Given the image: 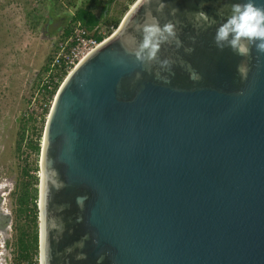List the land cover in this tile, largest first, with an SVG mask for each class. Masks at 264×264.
I'll use <instances>...</instances> for the list:
<instances>
[{
  "label": "water",
  "instance_id": "1",
  "mask_svg": "<svg viewBox=\"0 0 264 264\" xmlns=\"http://www.w3.org/2000/svg\"><path fill=\"white\" fill-rule=\"evenodd\" d=\"M163 2L187 23L186 12L216 16L242 0ZM147 5L137 0L57 91L40 156L41 264L49 249L51 264H97L101 255L102 264H264V54L252 48L242 79L245 58L216 47L217 26L189 23L183 47L165 45L160 58L182 57L202 80L176 64L160 73L165 83L159 65L145 68L122 44ZM50 168L64 189L50 190ZM77 197H86L83 210ZM53 214L66 226L58 241ZM86 234V260L64 253Z\"/></svg>",
  "mask_w": 264,
  "mask_h": 264
},
{
  "label": "rangeland",
  "instance_id": "2",
  "mask_svg": "<svg viewBox=\"0 0 264 264\" xmlns=\"http://www.w3.org/2000/svg\"><path fill=\"white\" fill-rule=\"evenodd\" d=\"M41 1L45 0H0V206L12 212L14 225L17 226L19 214L16 192L21 171L24 167H29L30 174L38 177V185L41 176L40 157L37 158L35 152L30 150L28 143L38 141L40 136L42 146L45 132L44 123L36 126L33 119L26 116L28 108L26 96L30 95L46 59L49 56L53 57L58 42L63 39L64 33L60 32L68 21L65 16L72 14L73 11L64 9L52 14L48 3L42 2L41 14L46 15L47 20L39 25V32L35 33L26 23L25 6H35ZM128 1H114L110 14H113L116 8L124 9ZM133 4H129L126 13ZM53 20L59 22L60 30L50 26L48 31H45V26L48 27L47 21L51 23ZM115 30L112 26L101 25L97 35L101 32L111 36ZM23 116L27 119L26 127L23 129L25 140L18 152L16 146L19 132L22 131L20 119Z\"/></svg>",
  "mask_w": 264,
  "mask_h": 264
},
{
  "label": "clouds",
  "instance_id": "3",
  "mask_svg": "<svg viewBox=\"0 0 264 264\" xmlns=\"http://www.w3.org/2000/svg\"><path fill=\"white\" fill-rule=\"evenodd\" d=\"M204 5H201V9ZM168 12L165 13V9ZM179 10L172 5L165 4L163 0H148L142 19L132 22V31L127 33L123 41L126 51L136 57V59L147 69L151 70V66L159 65V76L165 83H170V77L161 76L160 73H171L174 65L178 64L185 69L189 78L196 82L202 80V76L197 73L193 66L180 56H168L164 59L160 58L162 48L167 45L175 46L176 49L183 47L180 39L182 27L191 24L197 32L213 26H217L215 30L214 43L222 52L226 48L231 49L237 56L244 57L237 66L238 74L242 79H246L249 73V64L247 58L251 56L252 48L255 47L258 53L264 54V5H258L256 0H242V2L232 3L217 10L216 16H209L203 10L197 12H186L185 20L187 23L178 19ZM217 17L220 19L218 20ZM163 21V22H162ZM195 37H193V43ZM185 53L192 54L194 48L185 47ZM141 78L137 73L136 80ZM45 179L50 184L51 189L60 191L67 185L61 180L59 171L56 168H50L45 172ZM86 197H77V203L81 210V200ZM68 205H60L56 211L63 213ZM83 217H77V222H82ZM50 228L56 233L54 239L57 241L62 237L66 226L62 217H51ZM89 235H85L82 239L64 250L66 255L75 253V259L86 260L87 255L79 249H83L85 241L89 239ZM99 243V241H93ZM104 255H101L97 264H102ZM45 264H51V249L46 257Z\"/></svg>",
  "mask_w": 264,
  "mask_h": 264
},
{
  "label": "trees",
  "instance_id": "4",
  "mask_svg": "<svg viewBox=\"0 0 264 264\" xmlns=\"http://www.w3.org/2000/svg\"><path fill=\"white\" fill-rule=\"evenodd\" d=\"M116 0H45L35 6H25L27 20L26 23L35 33H38L39 25L43 21L46 22V15L41 14V3L46 2L49 6V11L58 13L64 9H72V14L66 15V25L60 33L64 36H69L73 24L81 22L91 36H97L98 29L101 25L112 26L115 29L120 25L129 4H133L136 0H129L124 9H115L113 14H110L113 2ZM130 2V3H129ZM98 11V13H97ZM60 35V34H58ZM49 56L44 63L42 71L37 75L34 86H32L30 95L26 96L27 104L31 100V93L34 87L38 84V78L46 71L52 60ZM22 131L19 132L18 144L16 150L20 152L23 141L25 140V132L27 119L21 117ZM41 138L38 141H30L28 147L35 152L37 158L41 155ZM38 168V166L36 167ZM21 178L17 186L16 204L18 205L19 223L17 226L18 240L21 249V258L30 260L33 255H38L39 251V221H38V177L30 174L29 167H24L21 171ZM21 220V221H20ZM24 220V222H22Z\"/></svg>",
  "mask_w": 264,
  "mask_h": 264
},
{
  "label": "built area",
  "instance_id": "5",
  "mask_svg": "<svg viewBox=\"0 0 264 264\" xmlns=\"http://www.w3.org/2000/svg\"><path fill=\"white\" fill-rule=\"evenodd\" d=\"M109 37L110 35L101 32L97 36H91L81 22L73 24L69 36L63 35L48 69L40 75L38 85L28 104L26 116L32 118L36 126L41 123H44V127L46 126L57 91L67 76ZM17 254L14 248L11 249L9 257L11 264H37L38 262L35 255L30 260H24Z\"/></svg>",
  "mask_w": 264,
  "mask_h": 264
},
{
  "label": "flooded vegetation",
  "instance_id": "6",
  "mask_svg": "<svg viewBox=\"0 0 264 264\" xmlns=\"http://www.w3.org/2000/svg\"><path fill=\"white\" fill-rule=\"evenodd\" d=\"M69 21V19H68ZM48 27L45 26V31H48L50 26L56 27L57 30H60L61 26L59 22L52 21L49 23L47 21ZM39 186L38 185V221H39V234H40V209H39ZM15 219L12 215V212L6 208L0 206V264H11L9 257L11 249H15L17 251V255L21 256V249L18 240L19 235H15L17 230V225H14ZM15 229V230H14ZM35 255V254H34ZM38 258L37 264H41V256H40V236H39V251L38 255H35ZM21 258V257H20Z\"/></svg>",
  "mask_w": 264,
  "mask_h": 264
},
{
  "label": "bare ground",
  "instance_id": "7",
  "mask_svg": "<svg viewBox=\"0 0 264 264\" xmlns=\"http://www.w3.org/2000/svg\"><path fill=\"white\" fill-rule=\"evenodd\" d=\"M41 176H42V173H41ZM42 179H43V176H42ZM40 189H41V185L39 186V191H40Z\"/></svg>",
  "mask_w": 264,
  "mask_h": 264
}]
</instances>
